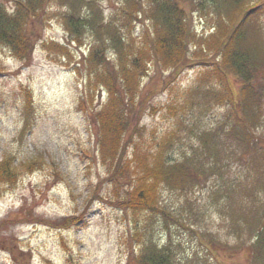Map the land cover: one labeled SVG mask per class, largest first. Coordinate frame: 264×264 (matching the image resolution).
Instances as JSON below:
<instances>
[{
  "label": "rangeland",
  "instance_id": "1",
  "mask_svg": "<svg viewBox=\"0 0 264 264\" xmlns=\"http://www.w3.org/2000/svg\"><path fill=\"white\" fill-rule=\"evenodd\" d=\"M19 2L0 0V32L11 26ZM43 5L26 18L32 25L26 58L0 39V161L14 166L12 181L0 182V264H264V0ZM175 6L188 28L185 57L178 71L147 61L135 100L143 103L141 114H133L139 129L123 158L131 161L142 149L150 159L158 155L166 170L192 174L160 185V209L123 210L112 202L125 196L126 184L108 179L96 146L92 104L100 108L107 93L79 107L89 70L102 64L77 61L93 45L110 64L124 49L142 50L156 28L171 30ZM240 6L254 8L241 19ZM238 20L232 48L240 70L220 81L207 63L216 53L204 38L212 42L217 23ZM199 47L204 52H194ZM245 73L253 79L247 89ZM227 80L249 94L246 114L240 108L246 128L227 99ZM30 92L32 107L24 111ZM36 159L40 166L31 165ZM136 170L132 164L129 174Z\"/></svg>",
  "mask_w": 264,
  "mask_h": 264
},
{
  "label": "trees",
  "instance_id": "2",
  "mask_svg": "<svg viewBox=\"0 0 264 264\" xmlns=\"http://www.w3.org/2000/svg\"><path fill=\"white\" fill-rule=\"evenodd\" d=\"M44 1L45 0H21V2L16 3L18 6L11 17V26H9V24L7 26H2L0 39L6 43L11 48V51L18 57L26 58L27 50H30V42H32V36H30L32 25L26 21V18L30 15L31 18H33L40 6L41 10H43ZM175 7L176 10H174V13L176 17H173L171 20V30L167 32L168 29L165 28L164 30L162 27V31L159 32L156 28L152 38L146 37L144 39L145 49L143 48L142 50L136 51H130V49H128L127 52L124 49L120 58L116 59L117 62L110 64L111 61L105 59L103 54L99 55L96 47L93 45L87 53H84L81 49V56L77 61L78 65H85L86 62H95V65L102 64L101 71L89 70L87 83L80 96L79 107L81 110H86V103L96 100L95 97H100L103 91L107 93V99L100 105V108L97 109L95 108L96 106L92 104L95 109L92 115L94 118V130L97 135L96 146L100 160L109 168L108 179L119 178L122 180L118 182L126 184V189L123 190L125 191V196H119L116 201L112 202L113 204L116 203L117 206L123 210L151 212L160 209L158 199L160 185L162 183L169 184L168 182L180 183V180L183 179L182 172L187 173L189 176L192 174L188 170H166L162 159L158 155L155 154L152 156V159H150L147 151L142 149L134 152L131 161L123 158L127 143L133 142V133L139 129L138 121L136 117L133 118V114L134 112L138 113V111L139 115L141 114L140 109L142 110L141 105H143V103L140 105V103H136L135 100L142 90V86L139 85L141 77L147 73V61L154 59L157 68L160 65L166 67L171 66L174 67L175 71H178L180 59L185 57V38L187 37L188 28L184 23L185 21L181 18L184 10L180 6ZM251 8L254 7L240 6L238 9L239 17L243 16L241 19L245 18L252 11ZM257 8L259 7H256L255 11ZM126 9L125 7L124 12H129L131 7ZM72 19L74 18L69 16L68 21ZM240 20H238L236 24H234L235 22H228L229 24L217 23L215 25V31L208 36V38L211 37L212 42L207 41V37L204 38L206 39L205 42H207L206 45L208 50L215 52L216 56L220 55V58L217 59L215 56L213 59L208 60L210 62H207L214 67V69L212 67V73L214 76L219 75L218 79L220 81H224V77H222L221 74L226 76L232 73L236 76L240 70L236 64L239 62L238 57H234V49L232 48V44H234V40L237 38L240 29ZM31 22H34V20L31 19ZM72 24H74V21L71 25ZM159 29H161V27ZM155 39L158 42L157 47L154 45ZM205 42L203 41L202 44ZM147 43L149 44L147 45ZM198 44H201V42ZM202 48L203 47H199L194 50V52H204ZM244 79V85L241 88L247 89L246 86H248V88L252 87L249 86L252 85V74L250 76L245 73ZM224 87V91L227 93V99L234 107H237L236 116L241 121L242 127L246 128L247 120L245 116L242 115L241 111L244 110L246 114L250 106L247 98L249 94L245 95L239 90L241 88L235 90L234 86H232L228 80L227 86L224 83ZM32 103L33 99L30 92L28 94V99L24 101V111L30 106L32 107ZM240 108L242 109L241 111ZM132 119H135L134 123L131 122ZM130 163L134 164L135 167L140 170H136L138 173L136 176L129 174V169L132 165ZM40 164L41 161L36 159L32 161L31 165L40 166ZM13 169L14 166L10 162L8 163L7 159L0 161V182H11V175L14 173ZM32 214L33 213L30 212L28 217ZM35 218L36 217L32 218V220ZM15 219L17 218H14V220ZM210 250L212 249L210 248ZM137 264L149 263L146 262V260L139 259Z\"/></svg>",
  "mask_w": 264,
  "mask_h": 264
}]
</instances>
